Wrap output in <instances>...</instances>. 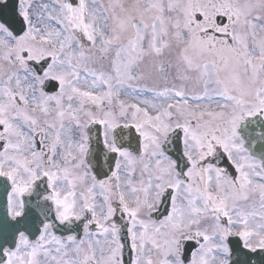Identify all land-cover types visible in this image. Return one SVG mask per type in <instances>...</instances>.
<instances>
[{
	"label": "snow or ice",
	"instance_id": "6c2138e0",
	"mask_svg": "<svg viewBox=\"0 0 264 264\" xmlns=\"http://www.w3.org/2000/svg\"><path fill=\"white\" fill-rule=\"evenodd\" d=\"M0 264H264V0H0Z\"/></svg>",
	"mask_w": 264,
	"mask_h": 264
}]
</instances>
